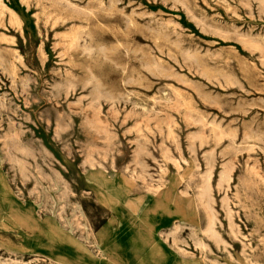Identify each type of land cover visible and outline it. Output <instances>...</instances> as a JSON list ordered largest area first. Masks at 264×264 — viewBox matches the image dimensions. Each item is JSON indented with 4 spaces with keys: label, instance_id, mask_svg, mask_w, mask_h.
Segmentation results:
<instances>
[{
    "label": "rangeland",
    "instance_id": "374dc122",
    "mask_svg": "<svg viewBox=\"0 0 264 264\" xmlns=\"http://www.w3.org/2000/svg\"><path fill=\"white\" fill-rule=\"evenodd\" d=\"M260 260L264 0H0V264Z\"/></svg>",
    "mask_w": 264,
    "mask_h": 264
},
{
    "label": "bare ground",
    "instance_id": "6f19581e",
    "mask_svg": "<svg viewBox=\"0 0 264 264\" xmlns=\"http://www.w3.org/2000/svg\"><path fill=\"white\" fill-rule=\"evenodd\" d=\"M74 5V4H73ZM78 8V7H77ZM257 10V9H256ZM89 12V11H88ZM258 15V14H257ZM198 19V18H197ZM223 31V30H222ZM227 32V31H226ZM233 33V32H232ZM213 55V54H212ZM192 75V74H191ZM187 78V77H186ZM189 80V79H188ZM190 84V83H189ZM61 85V84H60ZM17 95V94H16ZM60 96V95H59ZM60 98V97H59ZM158 101V100H157ZM212 102V101H211ZM175 103V102H174ZM213 103V102H212ZM71 104V103H70ZM11 109V108H10ZM14 115V114H13ZM256 121V120H255ZM217 134V133H216ZM220 135V134H219ZM21 149H22V147H21ZM209 164V163H208ZM30 172V171H29ZM230 172L231 171H229V169H226V168H224L221 172H220V181H227V180H229V178H230ZM257 173V172H256ZM212 174H211V169H209L207 172H206V175H205V177L204 178H206V181L207 180H209L210 179V176H211ZM258 175V174H257ZM259 176V175H258ZM260 178H261V176H260ZM204 181H205V179H204ZM208 182V181H207ZM204 183V182H203ZM209 183V182H208ZM207 183V184H208ZM206 184V183H205ZM210 184V183H209ZM203 186V185H202ZM201 186V187H202ZM207 187V186H206ZM203 189V188H202ZM204 189H206V188H204ZM210 189H211V186H210ZM201 191V190H200ZM202 193V192H201ZM207 195V194H206ZM200 197V196H199ZM202 197V196H201ZM200 197V198H201ZM204 197V196H203ZM209 198H211V197H209ZM208 201V200H207ZM206 201V203L208 204V202ZM208 206H210V205H208ZM207 208H209V207H207ZM229 210V209H228ZM228 210H227V212H228ZM229 212H230V210H229ZM227 214V213H226ZM230 214V213H229ZM230 217V216H229ZM230 218H232V217H230ZM229 218V219H230ZM212 220V219H211ZM231 220V219H230ZM148 221H149V219H148ZM211 222V221H210ZM213 222V221H212ZM228 222V221H227ZM210 224V223H209ZM235 224V223H234ZM211 226V225H210ZM209 226V227H210ZM153 227V226H152ZM211 227H213V224H212V226ZM155 229V228H154ZM210 229V228H209ZM212 229V228H211ZM210 232V230H208V233ZM162 233V232H161ZM211 234H214V233H211ZM161 236V235H160ZM244 247V246H243ZM246 247V246H245ZM247 248V247H246ZM173 249V248H172ZM248 249V248H247ZM246 250V249H245ZM256 253V252H255ZM254 253V254H255ZM256 257V256H255ZM246 259V258H245ZM252 259V258H251ZM261 259V258H260ZM254 261V260H253ZM260 262H264V260H260Z\"/></svg>",
    "mask_w": 264,
    "mask_h": 264
}]
</instances>
